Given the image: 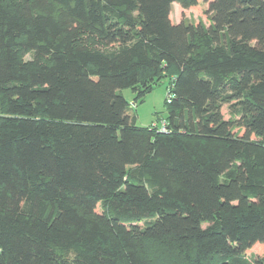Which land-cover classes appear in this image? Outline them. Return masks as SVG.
Masks as SVG:
<instances>
[{
	"label": "trees",
	"instance_id": "obj_1",
	"mask_svg": "<svg viewBox=\"0 0 264 264\" xmlns=\"http://www.w3.org/2000/svg\"><path fill=\"white\" fill-rule=\"evenodd\" d=\"M0 264H264V0H0Z\"/></svg>",
	"mask_w": 264,
	"mask_h": 264
},
{
	"label": "rangeland",
	"instance_id": "obj_2",
	"mask_svg": "<svg viewBox=\"0 0 264 264\" xmlns=\"http://www.w3.org/2000/svg\"><path fill=\"white\" fill-rule=\"evenodd\" d=\"M212 13L209 9V2L200 1L197 8L182 9L180 4L174 3L172 6L171 18L175 23L182 20L191 24L203 23L206 27L210 26ZM32 54L27 55L26 59H32ZM170 79H164L143 101L134 104L136 95L131 89H125L121 93L129 102L130 110L128 112L131 118H136V125L142 128L153 126L157 120L168 118V112L165 102L170 89ZM225 118H229L228 109H224ZM249 256L251 259L254 255L259 254V249H254Z\"/></svg>",
	"mask_w": 264,
	"mask_h": 264
},
{
	"label": "built area",
	"instance_id": "obj_3",
	"mask_svg": "<svg viewBox=\"0 0 264 264\" xmlns=\"http://www.w3.org/2000/svg\"><path fill=\"white\" fill-rule=\"evenodd\" d=\"M169 99H170V97H169ZM154 125H157L161 132H166L167 131V123H166V121H160V122H158L157 124H154Z\"/></svg>",
	"mask_w": 264,
	"mask_h": 264
}]
</instances>
